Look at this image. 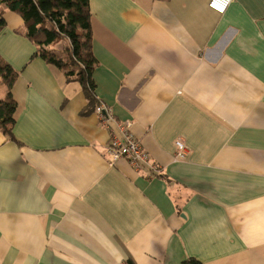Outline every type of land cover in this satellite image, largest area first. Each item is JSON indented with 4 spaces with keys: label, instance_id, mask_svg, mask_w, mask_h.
<instances>
[{
    "label": "crops",
    "instance_id": "crops-1",
    "mask_svg": "<svg viewBox=\"0 0 264 264\" xmlns=\"http://www.w3.org/2000/svg\"><path fill=\"white\" fill-rule=\"evenodd\" d=\"M209 1L89 0L110 128L4 9L0 57L17 77L16 140L0 131V264H264V0L223 14ZM124 122L158 172L107 161Z\"/></svg>",
    "mask_w": 264,
    "mask_h": 264
},
{
    "label": "trees",
    "instance_id": "trees-1",
    "mask_svg": "<svg viewBox=\"0 0 264 264\" xmlns=\"http://www.w3.org/2000/svg\"><path fill=\"white\" fill-rule=\"evenodd\" d=\"M4 9L23 20L24 35L36 46L33 56L64 70L67 79L80 83L87 99L82 113L94 110L99 100L94 95L92 77L96 59L91 50L89 0H0V30L6 25ZM61 39L68 41L65 58L49 47ZM16 77L17 71L0 57V82L6 86L5 96L0 99V131L14 141L16 101L11 87ZM121 264L134 263L127 259ZM182 264L202 263L191 257Z\"/></svg>",
    "mask_w": 264,
    "mask_h": 264
},
{
    "label": "built area",
    "instance_id": "built-area-1",
    "mask_svg": "<svg viewBox=\"0 0 264 264\" xmlns=\"http://www.w3.org/2000/svg\"><path fill=\"white\" fill-rule=\"evenodd\" d=\"M233 0H210L208 6L219 14H223ZM217 6L214 7L213 5ZM102 126L110 128V123L114 120L113 114L109 107H107L100 100L94 109ZM131 124L124 122L118 125L119 134H113L108 139L105 145V157L107 161L112 164L119 159H125L135 169V171L142 175H148L150 171L158 172V167L151 163L149 155L143 148L140 141L130 130ZM176 159L185 157L186 146L181 139L175 141Z\"/></svg>",
    "mask_w": 264,
    "mask_h": 264
},
{
    "label": "rangeland",
    "instance_id": "rangeland-1",
    "mask_svg": "<svg viewBox=\"0 0 264 264\" xmlns=\"http://www.w3.org/2000/svg\"><path fill=\"white\" fill-rule=\"evenodd\" d=\"M60 56L65 58L67 53L68 41L66 39L59 40L56 44L49 46ZM6 93V86L0 82V99L4 97Z\"/></svg>",
    "mask_w": 264,
    "mask_h": 264
},
{
    "label": "snow or ice",
    "instance_id": "snow-or-ice-1",
    "mask_svg": "<svg viewBox=\"0 0 264 264\" xmlns=\"http://www.w3.org/2000/svg\"><path fill=\"white\" fill-rule=\"evenodd\" d=\"M213 6H214V7H216L217 5H216V4H214Z\"/></svg>",
    "mask_w": 264,
    "mask_h": 264
}]
</instances>
